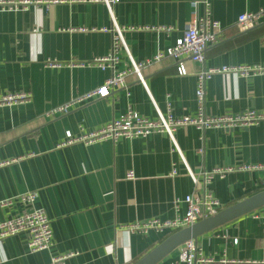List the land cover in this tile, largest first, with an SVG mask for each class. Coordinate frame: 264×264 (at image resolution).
I'll list each match as a JSON object with an SVG mask.
<instances>
[{
    "label": "crops",
    "instance_id": "crops-1",
    "mask_svg": "<svg viewBox=\"0 0 264 264\" xmlns=\"http://www.w3.org/2000/svg\"><path fill=\"white\" fill-rule=\"evenodd\" d=\"M192 1L199 0H119L111 6L112 15L101 0L33 3L0 11V94H30L26 104L0 107V202L12 200L11 206H0V222L22 212L17 196L33 193L34 206L44 211L52 232L51 247L35 253L28 251L25 234L0 241V264H48L52 257L67 255L72 256L64 264H135L169 235L123 229L150 219L170 220L186 211L184 203L177 212L172 204L191 194L194 185L166 135L58 145L67 132L78 136L98 129L128 109L154 120L151 99L163 113L169 102L175 118L193 115L196 64L185 61L188 74L180 76L177 62L165 58L143 71L146 88L130 75L126 88L108 98L53 119L44 113L97 88L111 75L95 66L73 65L109 54L113 32L102 29L111 30L114 22L133 61L140 63L182 37ZM262 8L264 0L210 1L211 18L220 24L221 34L205 52L206 68L264 62V19L245 31L237 27L239 15ZM196 12L202 15L201 5ZM48 62L61 67L48 68ZM126 63L121 56L115 70ZM205 106L213 116L264 112V75L212 76L205 84ZM174 138L194 173L264 166V121L232 132L201 133L189 126L177 129ZM208 189L223 210L264 191V173L234 170L214 178ZM251 213L197 237L202 254L216 261L264 264V221ZM178 255L177 248L157 264H182Z\"/></svg>",
    "mask_w": 264,
    "mask_h": 264
},
{
    "label": "built area",
    "instance_id": "built-area-1",
    "mask_svg": "<svg viewBox=\"0 0 264 264\" xmlns=\"http://www.w3.org/2000/svg\"><path fill=\"white\" fill-rule=\"evenodd\" d=\"M210 1L199 0L190 2L191 16L184 28L182 37L176 40L175 44L167 48L164 52H158L152 58L140 63L133 61L126 47L122 30L114 22L111 30L102 29L104 32H113L109 54L97 58L88 64L75 63L73 65L95 66L101 71L110 70L111 75L97 88L72 98L64 104L55 106L44 113L45 118L53 119L66 115L71 109L80 105L97 99L108 98L113 92L126 88V79L130 75L135 76L138 82L146 88L143 71L150 66L159 64L165 58L173 59L177 62L178 74L180 76L188 74L185 61L192 62L199 67L196 73V111L193 115L175 118L172 115L169 102L166 104V112L163 113L151 99L156 113L154 120L140 116L131 109H128L125 114L110 120L98 129L79 134L78 136H72L70 132H67L64 140L58 145L59 147L73 143L89 145L105 140L116 142L120 139L133 140L147 138L153 134H164L168 137L171 142L172 151L176 152L180 157L194 185V190L191 194L185 196L183 200L175 199L172 204L174 211L177 212L180 204L184 203L186 205V211L182 216L176 215L175 218L170 220L160 221L150 219L124 226L123 229L127 232L146 234L148 231H155L170 234L188 228L221 211L219 201L208 189L214 178H223L226 174L234 170L246 172L260 171L264 173V166L262 165H243L238 168L216 167L210 171L201 170L200 173H194L185 163L175 142L174 132L179 128L192 126L201 133L210 129L232 132L236 129L257 126L264 121V112L257 110H245L237 114L224 116H213L206 110L205 84L212 76L216 74H235L241 78H248L264 75V62L253 65L221 66L217 68L205 67V52L208 47L217 43L221 34L220 24L211 18ZM64 2L65 0H44L39 2H30L28 0H0V11L26 9L33 3L52 6ZM101 2L111 14V6L118 3L119 0H101ZM198 5H201L203 8L202 15H198L196 12ZM262 19H264V8L257 12L244 13L238 16L237 27L240 31H245L254 27ZM159 29L169 31V29L165 28ZM123 55L126 56L127 63L122 70L116 71L115 67L120 63L121 56ZM46 65L52 69L61 67V65L53 62H48ZM29 101L30 94L24 92L0 94V107L23 105ZM7 163L5 162L4 164ZM174 174L175 170L172 171V175ZM127 178L130 180L134 178L132 172H128ZM16 199L22 205V212L8 220L0 222V241L18 234H25L27 236V248L29 252L35 253L49 249L52 245V232L49 220L44 211L34 206L36 195L33 193L21 194ZM11 205L12 200L0 202L1 207ZM251 214L252 218L264 221V207L253 211ZM178 249V260L182 264H250V262L235 263L226 260L216 261L212 258L205 257L194 240L185 241ZM70 256L72 255L52 257L48 264H64V261Z\"/></svg>",
    "mask_w": 264,
    "mask_h": 264
},
{
    "label": "water",
    "instance_id": "water-1",
    "mask_svg": "<svg viewBox=\"0 0 264 264\" xmlns=\"http://www.w3.org/2000/svg\"><path fill=\"white\" fill-rule=\"evenodd\" d=\"M262 207H264V191L225 208L216 215L203 219L188 228L174 232L135 264H157L185 241H196L200 235Z\"/></svg>",
    "mask_w": 264,
    "mask_h": 264
},
{
    "label": "trees",
    "instance_id": "trees-1",
    "mask_svg": "<svg viewBox=\"0 0 264 264\" xmlns=\"http://www.w3.org/2000/svg\"><path fill=\"white\" fill-rule=\"evenodd\" d=\"M173 233H174V232H173ZM173 233H170L168 236H170V235L173 234ZM168 236H167V237H168ZM167 237H166V238H167ZM166 238H164V239H166ZM164 239H163V240H164Z\"/></svg>",
    "mask_w": 264,
    "mask_h": 264
}]
</instances>
